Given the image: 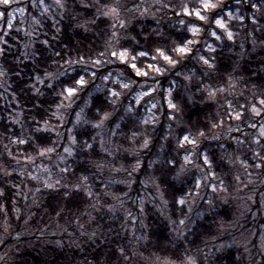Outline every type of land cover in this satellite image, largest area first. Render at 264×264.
<instances>
[{
	"label": "snow or ice",
	"instance_id": "snow-or-ice-1",
	"mask_svg": "<svg viewBox=\"0 0 264 264\" xmlns=\"http://www.w3.org/2000/svg\"><path fill=\"white\" fill-rule=\"evenodd\" d=\"M78 9L90 11L81 19L76 15ZM151 9H167L173 16L178 17L175 23L181 34L169 40L164 32L155 28L152 34L160 39L153 40L151 47L145 48L143 42L149 40V35L143 31L132 34L130 29L134 21L147 17ZM17 11L21 16L28 12L33 13L31 30L23 29L24 36L29 39L23 44L24 51L16 57V64L26 65V62L31 61L34 65V72L28 77L24 87L33 97V108L40 113L32 115L27 136L21 132L15 139L9 137L10 144L17 147L27 145L33 148V152L26 148L23 152L14 154L8 145L4 146L9 158L21 168L18 175H26L27 179L42 184L45 189H64L61 195L66 201H71L78 195L86 197L93 209H97L101 196L110 197L119 203L108 204V212L115 214L118 208L123 209L126 221L130 220L132 225L139 222L142 229H147L148 225L142 219L133 216L130 210L124 208V196L110 193V182H105L102 177L105 169L109 168L107 158L115 159L123 149L122 143L117 140L123 132L122 124L135 125L128 139L133 145L138 143L136 152L139 153L149 149L153 141L151 133L161 124L163 116L169 123L166 133L161 136L164 143L160 145V152L165 153V145L175 137L176 143L172 149L175 154L165 153L163 158L157 156L148 165L149 168H154L155 172L141 183L145 189L150 185L155 189L154 199L160 201L161 209H167L169 204L166 187L193 184L190 190L179 196L173 194L171 197L177 210L187 208L186 213L173 219L170 215L166 216L165 211H160V214L168 219L177 239L183 238L186 229H189L192 206L197 199H204L201 189H210L212 193L228 192L224 179L217 176V163L227 165L229 172L235 169L233 178L239 185H243V188L255 183L251 179L250 169L259 171L264 182V122H261L264 121V92H261L260 98L250 106H240L251 114L246 120V112L243 110L227 113L229 119L246 122L249 129L258 131L249 136L239 124L235 127L229 126L228 138L232 143L217 145L221 149L219 161L213 160L209 150L201 145L205 140L222 139L215 130L223 129V120L212 123L210 129L203 128L198 118H189L187 124L180 121V116L189 105L194 107L206 97L214 100L218 94L230 93L237 87V83L242 79L239 60L225 76L220 71L216 54L222 46H236L237 36L241 32L245 41L238 44L241 59L248 51L246 43L251 44L252 52H255L257 47L264 48V38H260L258 44L255 35L257 32L264 33V0H181L178 5H174L171 0H154L151 6L147 5L146 0H132L131 4L126 0H0V21H4L0 24V58L5 57L6 52L13 46L8 39L11 33L21 31L19 27L14 28ZM66 15L74 22V30L83 33L94 31L96 37L103 40L95 55L86 54L77 47L76 55L73 56L74 46L71 43H66L63 49L55 47L62 31L61 22ZM152 18L158 19L154 13ZM48 21L51 23L47 24ZM45 26L52 30L51 36L49 32L43 31ZM249 27L251 31H246ZM41 35L43 39H40ZM37 44L42 48L38 49ZM192 60L198 67H187L186 62ZM13 71L15 76L24 79L23 68ZM6 77L8 70L0 64V80ZM164 77L168 78L166 88L161 80ZM97 80L100 81L99 84L96 83ZM8 87L11 86L5 87L4 91L7 92ZM45 90H50V94L46 96ZM157 94H160V101L163 103L156 100ZM12 95L15 100V94ZM16 106L19 107L18 102ZM141 107L147 109L150 117L140 115ZM228 108H232L230 102ZM22 115L23 112L18 113L12 123L21 124L23 128L24 125L19 119ZM256 117L261 120H255ZM69 123L71 127H67ZM79 128L88 132L87 138H78ZM177 128H183V131L177 134ZM232 132L242 133V136L232 137ZM53 155L58 159V178L53 179L52 170L47 167L43 168V179L38 173L33 174L36 168L40 167L37 160L51 159ZM69 160H79L83 165L74 180L70 179V173L75 170ZM141 166L142 162L137 159L130 171L123 168H114V171H128V177H132ZM3 174L10 176L12 172L5 168ZM113 182L125 184L131 189L135 180L126 178ZM96 185L102 186L99 191ZM243 188L238 186L237 191H242ZM35 190L40 192L41 188L37 187ZM19 191L17 187V192ZM4 195L5 192L0 190V197ZM245 202L258 203L256 213L264 211V193L260 202H257L253 195H248ZM104 203L107 204V200ZM205 203L209 209L214 207L212 199H206ZM144 204L145 199L141 198L138 211L142 215L145 213ZM2 210L3 205H0V211ZM247 210L252 211L251 207ZM59 215L58 211L57 216ZM197 215L202 217L203 213ZM80 235L94 241L97 234L94 231H84L81 225ZM133 236L137 242L147 239L144 232L140 236H135L133 232ZM57 243L59 245V242ZM242 246L248 250L247 243ZM223 247L224 245L219 246ZM260 252L264 255V232L260 234ZM119 255L131 259L125 248L119 249ZM205 256L207 257V253ZM2 259L4 257H0V260ZM160 264H175V261L164 259ZM181 264H198V261L186 252Z\"/></svg>",
	"mask_w": 264,
	"mask_h": 264
},
{
	"label": "trees",
	"instance_id": "trees-1",
	"mask_svg": "<svg viewBox=\"0 0 264 264\" xmlns=\"http://www.w3.org/2000/svg\"><path fill=\"white\" fill-rule=\"evenodd\" d=\"M127 3L131 4L132 0H126ZM70 11L72 8L70 6ZM90 10L78 9L76 15L81 19L89 14ZM48 21L47 24H50ZM164 23V24H163ZM153 19L149 15L145 18H141L139 21H134L133 27L130 29L132 34L143 31L144 34L149 35V40L143 42V47L150 48L153 40H158L160 37L153 35V29L159 28L164 32L165 37L175 39L181 33L177 27L167 26V23ZM162 26L163 29L160 28ZM60 27L62 31L59 39L55 42L57 49H63L66 43H71L74 47L72 49L73 56L76 55L75 49L78 47L82 52L95 55L96 50L102 45L103 40L96 37L95 32L83 33L74 30V22L65 16L61 22ZM45 31L49 32V36L52 34V30L45 26ZM19 43H16L14 39L8 38L10 43L14 45L5 57L0 58V64L8 70V77L1 80L0 83V171L4 164L12 163L13 161L7 155L5 145L16 154L23 152L26 148L29 152H33V148L27 145L14 146L10 144L9 137L12 139L16 138L21 132L25 136L29 134V128L31 127V117L33 114L39 115L33 108V97L27 88L24 87L28 81V77L34 72V65L31 61L25 64H16V57L24 51L23 44L27 42V37L19 35ZM264 36H262L263 38ZM44 37L41 35L40 39ZM127 43V41H124ZM36 47L42 48L41 45L37 44ZM218 65L221 73L225 76L228 70L231 69L236 59L228 54L226 51H218ZM261 58L252 56L250 60L242 62L240 67V73L242 77V85L248 92L260 95L264 92V64H262ZM187 67L192 66L195 61H188ZM115 67V66H113ZM24 69V79L14 75L13 70ZM119 70V69H117ZM107 71V69H105ZM259 72V75L257 73ZM163 87L168 86V78H161ZM8 87V91H4V88ZM46 96L50 94V90H45ZM15 94V100L13 95ZM181 94H183L181 90ZM17 102L19 107H17ZM23 112L19 119L22 121L24 127L21 124L12 123L14 118H17V114ZM221 109L217 103L213 100L205 98L204 101L196 104L194 107L189 105L183 115L180 116L182 124H187L189 118L196 120L198 118L199 124L205 128L210 129L211 124L220 121ZM135 125H124L122 124L123 132L117 137L123 145H131L128 138L131 137V130ZM162 126L157 131L152 132L154 142L152 144L153 150H156L157 144L161 139ZM183 131V128H177V134ZM195 130L193 129V132ZM78 138H87L88 132L84 128L77 130ZM157 132V133H156ZM159 132V133H158ZM55 138V137H53ZM173 140L168 144V149L165 153L172 152ZM206 147L205 144L202 145ZM98 149V146H97ZM163 153L161 158H163ZM101 155H103L101 153ZM22 158L23 157H18ZM107 159H110L108 157ZM122 159L126 162L129 158L124 156ZM213 160L219 161L218 155H214ZM146 162L144 161L145 165ZM71 165L75 170L70 173V179L74 180L79 175L83 165L79 163V160H71ZM145 172L149 171V168L145 165ZM226 165L216 164V170L220 172ZM151 175L155 172L154 168H151ZM4 174L0 173V190L5 192L3 197H0V205H3V210L0 211V222L9 220L11 226L17 227L16 231L21 234L23 238L27 234L34 230L35 234L46 232L47 230L62 227L66 230H75V225L85 226L89 232H96V239L90 241L86 236H82L79 239V245L77 248L70 249H58L51 245H42L36 243L34 246L25 247L17 256L18 260H15L13 264H150L147 260H164L172 259L176 264H181V259L187 252L191 255L192 252L199 249L207 241L212 240L220 230L222 222L230 221L234 217L235 208L225 205L217 211H212L206 214L201 220L193 226V228L181 239H177L174 232L172 231L168 219L166 216H171L173 219L178 218L180 215L186 213V208L182 211L177 210V206L172 202L171 197L173 194L179 196L190 189L191 183L183 186L177 185L175 188H165L166 197L169 199L167 209H156L151 206L150 203L145 204V218L144 222L148 225L147 229H143V232L147 235L146 240H136L131 243L130 234L128 231H124L120 227V222L114 220L111 214L106 210L102 209L97 211L90 207V202L86 197L75 196L73 200L66 201L61 193L64 189L59 191L41 189L40 192H36L35 197L30 199V218L29 221L22 222L16 219V207L17 201L21 198L17 192L18 181L20 177L17 174L12 175L10 178L14 185L3 183ZM95 179V177H94ZM6 182H10L7 179ZM163 210L166 216H162L160 211ZM60 215L57 216V212ZM88 215H83V213ZM91 214V217L89 216ZM23 220V219H22ZM79 221V223H77ZM9 234H13L9 232ZM135 246V248H134ZM125 248L131 259H126L119 255V249ZM134 248V251L132 250ZM198 264H243V259L239 256V250L236 248H229L223 252L215 255H208L205 258L199 259Z\"/></svg>",
	"mask_w": 264,
	"mask_h": 264
},
{
	"label": "rangeland",
	"instance_id": "rangeland-1",
	"mask_svg": "<svg viewBox=\"0 0 264 264\" xmlns=\"http://www.w3.org/2000/svg\"><path fill=\"white\" fill-rule=\"evenodd\" d=\"M153 2L154 0H146L148 6H151ZM171 2L174 5H178L181 2V0H171ZM229 2H231V0H229ZM153 13L158 18L156 20L160 21V23L165 22L167 23V26L178 28V25H176L175 22L179 18L173 16V14L167 9L165 10L151 9L149 16L152 17ZM32 15H33L32 12H28L25 16H21L19 11H17L15 13L16 19L14 21V28L19 27L21 31L20 32L13 31L9 38L14 39L15 41L17 40L19 41L20 40L19 35H23V29L28 28L29 30H31ZM21 21L24 22L21 23ZM3 23L4 21H0V24ZM262 23H264V21H262ZM160 28L163 29L162 26H160ZM43 31H45V28L43 29ZM246 31H251V27L247 28ZM255 35L258 38L257 43L259 44L260 38L264 36V33L257 32L255 33ZM28 39L26 40L28 41ZM237 41L238 43L236 46L232 48H229L227 46H222L218 51H223V52L226 51L228 54H231L236 59V61L239 60L240 66H242L243 61L247 59L250 60L252 56L264 60V48L257 47L256 51L252 52L250 43H246L245 46L248 51L246 52L244 58L241 59L239 56V52L241 50L239 49L238 44L240 42H245L243 32H241L237 36ZM12 47H14V45ZM195 67L198 66L194 63L189 68H195ZM96 83L99 84L100 81L97 80ZM177 87H179V85H177ZM259 98L260 95H255L254 93L248 92L246 88L242 85V79H240L239 82L237 83V87L233 89L230 93L218 94L217 97L213 100L217 103V105L221 109L220 120H223L224 127L223 129L215 130L222 137L220 141H213L209 139L203 142V144L206 145L205 149L209 150L212 158H214V155H218V157H220L221 155V149L217 147L218 144L222 143L224 145H229L232 143L231 140L228 138L229 134L227 129L229 128V126L235 127L237 124H239L240 127L243 129V131L247 132L249 136H252L256 131H258V129L255 130L249 129L247 127L246 122L242 123L240 121H235L234 119H229L227 113L229 111H232L234 113L237 110H243L246 112V117H245L246 120L251 114L247 113L246 108L241 109L240 106L241 105L250 106L251 104L255 103ZM146 99H150V98H146ZM156 100L160 103H163L162 101H160V94L156 95ZM229 102L232 105L231 109L228 108ZM148 107H150V105H148ZM140 115L142 117H150V113L147 111L145 107H141ZM255 120L260 121L261 118L256 117ZM168 123L169 122L166 119H164V117L162 116L161 124L158 125L157 129H159V127L162 126L163 130L161 133L162 134L166 133ZM67 127H71V124L69 123ZM231 136L239 137L242 136V133L232 132ZM172 140H173V144L171 149L175 147V143H176L175 137H173ZM153 142L154 139L152 141V144ZM65 143H67L66 140ZM163 143L164 141L160 139V141L156 145L157 146L156 150H153V146L151 144L149 149L143 150L142 152L139 153L136 152L138 143L136 145L131 144L129 146L122 144L123 149H128V150L124 151L122 149L121 152L115 157V159H113L112 157L108 159L109 168L105 169L104 176L102 177V179L105 182H110V189H109L110 193H115L116 195L124 196V199L126 200L124 208L130 210L133 216L139 217L143 221L146 214L144 213L142 215L138 211V204L141 198L145 199V204L150 203L151 206L155 207L156 209H160L161 207L160 201L158 199H154L156 195L155 189L151 185L149 186V188L145 189L143 183L141 182L148 180V177L151 175L150 173L152 172V170L151 168L148 167V165L153 160H155L157 156L160 157L162 156L163 153L160 152V145ZM246 147L247 146H245V149ZM167 149H168V144L165 145V150ZM248 155L250 156L251 154L248 153ZM124 156H127L129 158L128 160H126V162L124 161V159H122ZM20 159L22 160V158ZM137 159H139L142 162V166L136 173L132 175V177H128V171H121V172L114 171V168H123L130 171L131 168L136 163ZM144 161L146 162L145 165L149 168L148 172H145V167H144L145 165H143ZM57 163H58V159L55 155H53L51 159L37 160V165H39L40 167L36 168V172H34L33 174L38 173L41 179H43L45 177L43 168L47 167L52 170L53 179L58 178L60 176V173H59V169L56 167ZM69 164H71V160H69ZM226 167L227 169L224 167V170L222 169L220 172H218L217 170L216 171L218 178L224 179L225 186L228 188V192L212 193L210 189H201L200 190L201 196L204 197V199H197L196 203L192 206L189 229H186V234L193 228V226L197 223V221L201 220L206 214H209L212 211H217L222 207H224L225 205L235 208L234 217L230 221L222 222L219 233L212 240L207 241L199 249L192 252L191 256L195 257L198 261L199 259L206 257L205 253H207V256L215 255L229 248H236L239 250V256L243 259V264H253V260L255 261V264H264V255H262L260 252V234L261 232H264V211H261L260 213H256V209L259 207V204L258 203L252 204L251 202L248 203L245 202L248 195H253L254 199L257 202L261 201L262 193H264V182H262L261 174L259 171L255 169H250V171H252L251 179L255 183L253 185H250L248 188H243V185H239V182H237L233 178V175L235 174V169H232V171L229 172L227 165ZM5 168H7L9 172H12V175L17 174L19 171H21V168L15 164V161H13L12 163L4 164L0 173H3V169ZM12 175L10 176L4 175L5 177L2 182L14 185L15 182H13L10 178ZM18 176L20 177V180L18 181L17 187L21 191L19 193V197L21 199L17 201L16 219L18 221L26 222L29 221L30 218V212H29L31 205L30 199H33L35 197L36 194L35 189L37 187H40L41 189H45V188H43L42 184H37V182L27 179L26 175L25 176L18 175ZM126 178L135 180V183L131 185V189L126 187L125 184L113 182ZM7 179H10V182H6ZM238 186L240 188H243V190L237 191ZM95 187L99 191L100 187L102 186L96 185ZM192 187L193 184L191 183L190 189ZM125 193H127L126 196L124 195ZM225 198H227V202H225ZM206 199L213 200L214 203L213 208L209 209L208 204L205 203ZM105 200H107L108 202L107 204L104 203ZM112 203L118 204L119 202L114 201L110 197L101 196V200L100 202L97 203V209L95 210L97 211H100L102 209L107 210L108 204H112ZM249 207H251L252 211L247 210ZM197 213H203V216L202 217L198 216ZM254 213H256L255 217H254ZM110 214L114 220L120 222L119 223L120 227L124 229V231L129 232L131 237L130 239L131 243H133V241L135 240L133 236V232H135V236H140L142 234L143 229L141 228L139 222L136 225H132L130 220L128 221L125 220V213L123 209L118 208L115 211V214L113 213ZM89 216L91 217L90 213ZM16 229L17 227L11 226L9 220L0 222V257H4V259L0 260V264H13L15 260L19 259L17 255L25 247L34 246L36 243H40L42 245H51L60 250L70 249V248L78 249L79 239L82 237L80 235L81 226H79V224L75 225V230L68 229L65 231L64 228L57 227L47 230L46 232H41L39 234H35V231L31 230L25 238H23L21 234L16 231ZM83 230L88 233H91L85 226H83ZM9 232H12L13 234H9ZM17 237H19V239H17ZM249 241H251V243H249ZM57 242H59V245ZM245 243L248 244V250H246L242 246ZM228 244H232L233 246L228 247L227 246ZM220 245H224V247L219 248ZM134 248H132L133 251ZM145 261L150 262V264H160L161 262L160 260L150 261L147 259H145Z\"/></svg>",
	"mask_w": 264,
	"mask_h": 264
}]
</instances>
